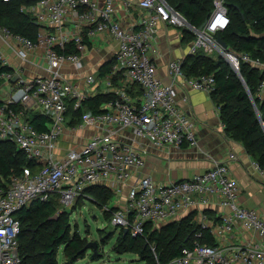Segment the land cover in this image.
<instances>
[{"label": "built area", "instance_id": "1", "mask_svg": "<svg viewBox=\"0 0 264 264\" xmlns=\"http://www.w3.org/2000/svg\"><path fill=\"white\" fill-rule=\"evenodd\" d=\"M29 1L30 4H23L21 10L31 14L40 25L37 41L1 25L0 37L22 45L23 49L16 50L22 59H27L28 51L37 45H45L51 75L26 78L12 70L1 76L8 84L15 77L17 80L11 91L0 99V139L13 141L28 159L41 165L35 169L25 168L0 187V264H22L19 238L22 223L17 216L22 209L34 202H48L56 197L60 204L58 212H63L75 205L86 189L94 185L120 193L119 185L130 180L134 169L146 164L148 147L141 141L135 145L116 139L113 129H130L136 139H148L158 147L198 144L195 123L180 104L179 90L194 89L212 94L216 79L213 74L186 75L181 59L170 61L169 83L160 78L152 44L160 22L194 33L190 55L201 51L211 56L219 54L236 72H240L242 62L264 72V62L260 59L224 48L218 41V34L231 23L225 0H214L213 10L203 27L192 25L167 0H140L146 16L139 22V28L128 29L123 28L114 16L115 0H107L103 8L96 0ZM74 18H80L82 30L71 40L65 28ZM98 33H109L119 40L120 47L110 77L118 75L120 85L113 86L112 81L109 82L114 97L107 102L104 113L84 114L80 124L71 126L75 129L86 123L93 124L100 132L81 149L70 150L59 159L55 155L58 143L70 127L69 102L72 100L74 109H79L87 98L78 85L61 72V68L65 63L79 64V53ZM71 42L78 53L59 51ZM0 62L9 64L2 52ZM86 81L91 84L95 78L89 76ZM130 85H137L141 93L132 95L128 89ZM258 96L264 98V80L258 87ZM183 100L186 102L187 96ZM217 108L220 112V107ZM30 110L51 118L46 131H39L31 122ZM230 159L237 160L238 157L230 154ZM255 165L261 168L258 163ZM239 192V184L229 167L218 163L206 172L167 185H158L150 177H141L130 187L123 204L114 206L116 209L107 205L103 210L112 213L110 223L114 227L120 231L126 229L136 237L145 233L148 224L157 228L198 201L207 202V196L219 195L223 204L232 209L231 213L224 214L217 222L203 221L196 238L168 264H264V216L255 209L242 206L238 201ZM237 224L245 230L257 232L263 243L204 242L207 232L214 240L230 239Z\"/></svg>", "mask_w": 264, "mask_h": 264}, {"label": "trees", "instance_id": "2", "mask_svg": "<svg viewBox=\"0 0 264 264\" xmlns=\"http://www.w3.org/2000/svg\"><path fill=\"white\" fill-rule=\"evenodd\" d=\"M177 11L182 13L194 26L200 27L213 10L214 0H167ZM29 0H0V25L9 28L16 34L27 36L37 41L40 25L35 18L21 10L23 4H30ZM229 8L231 23L229 27L218 34L228 48L237 53H248L264 62V0H225ZM188 42L193 41L192 31L183 28ZM61 53H78L74 43L68 44ZM114 63V62H113ZM105 64L102 75L109 72V65ZM12 71L8 65L0 62V88L5 84L1 77L3 73ZM183 71L188 76L213 74L216 79V89L211 96L220 107V114L225 126V133L232 139L239 141L264 170V98L258 96V87L264 80V72L241 63L240 73L234 70L231 63L222 55H207L201 51L189 55L184 60ZM113 93L98 94L86 98L81 108L74 109V102L70 100L67 116L68 125L76 126L83 120L86 111L93 114L104 113L100 109L102 103L110 101ZM29 119L39 131H46L51 118L42 112L30 110ZM41 164L26 156L13 141L0 139V187L5 186L14 174H21L25 168L35 169ZM93 195L100 207L111 205L113 191L102 185L89 186L85 195ZM60 204L57 200L48 202L37 201L22 209L18 218L22 223L20 233V252L22 264H58V253L64 246V264H74L84 258L89 250H85L88 242L76 232L72 236L66 231L65 222L51 219L58 213ZM111 209H116L112 206ZM63 211L62 213H65ZM61 213V214H62ZM109 220L112 213L105 211ZM200 224L192 222L188 217L179 222H170L160 228L148 224L143 235L132 236L120 231L114 250L118 254L136 253L146 264H168L182 254V249L191 244L200 232ZM205 243L215 244L214 239L207 232Z\"/></svg>", "mask_w": 264, "mask_h": 264}, {"label": "crops", "instance_id": "3", "mask_svg": "<svg viewBox=\"0 0 264 264\" xmlns=\"http://www.w3.org/2000/svg\"><path fill=\"white\" fill-rule=\"evenodd\" d=\"M96 1L101 8L106 6L107 0ZM139 3L140 0H115L114 16L123 28H139V22L146 16V10ZM79 19L74 18L66 24L65 32L71 40L81 33V21ZM154 35L152 44L156 51L153 57L157 65L158 75L165 83H169L168 67L170 61L172 59H187L190 55L192 41L188 42L185 38L183 28L166 22L158 24ZM119 47V40L114 35L98 33L92 40L87 41V48L79 53V64L65 63L61 72L75 82L87 98L98 94L108 95L112 91L109 82L112 81L113 86H118L120 85V77L118 75L110 77L113 64L108 66L110 70L104 75H102L101 69L105 64L114 62ZM19 49H23V46L16 41L12 39L3 40L0 37V52L9 60L8 66L20 76L33 78L51 75L48 71L47 47L45 45L39 44L28 51L27 59H22L17 55L16 50ZM89 76L95 78L91 84L86 81ZM15 82L13 81L11 84L5 82L0 88V99H3L11 91ZM7 88L9 90H6ZM128 89L134 96L141 93L137 85H130ZM185 96H187L186 102L183 100ZM179 100L195 123V131L198 137L196 146L165 145L158 147L148 139H136L130 129H113L116 139L135 145L141 141L148 147L149 151L146 164L142 168L134 169L130 180L119 185L121 201L117 205L125 202L130 187L141 177H150L158 185H167L206 172L215 167L216 164L222 163L229 167L231 175L239 184V203L244 207L257 210L264 216V174L262 169L255 165L257 162L239 141L232 139L225 133L221 114L211 94L201 90L180 89ZM99 108L106 110L107 101L102 103ZM88 113L90 111H86L84 114ZM99 132L97 126L87 123L83 127H75V129L71 126L68 127L58 143L55 155L61 159L70 150L81 149L90 138ZM230 154H235L238 159L231 160ZM113 193L118 195L114 191ZM207 199V202L198 201L193 207L180 211L170 222H179L191 217L192 222L198 225L205 220L208 223H213L219 221L224 214L231 213L232 209L223 204L221 196L209 195ZM167 223L161 224L157 228ZM214 241L222 244L263 243V239L257 232L245 230L240 224L235 226L230 239H215Z\"/></svg>", "mask_w": 264, "mask_h": 264}, {"label": "rangeland", "instance_id": "4", "mask_svg": "<svg viewBox=\"0 0 264 264\" xmlns=\"http://www.w3.org/2000/svg\"><path fill=\"white\" fill-rule=\"evenodd\" d=\"M120 197V193L114 194L110 201L111 206L119 204ZM52 200H56V197H52ZM64 211L66 212L57 213L60 216L57 221L65 222L66 231L72 236L78 232L88 244H91L85 257L74 264H146L136 253L118 254L114 250L120 235V228L110 223L108 215L96 203L93 195L88 194L86 200H81L79 204ZM95 244H97L96 248ZM57 258L58 264L65 263L64 246H61Z\"/></svg>", "mask_w": 264, "mask_h": 264}, {"label": "water", "instance_id": "5", "mask_svg": "<svg viewBox=\"0 0 264 264\" xmlns=\"http://www.w3.org/2000/svg\"><path fill=\"white\" fill-rule=\"evenodd\" d=\"M204 24L201 26L203 27ZM218 41L221 43V45L224 47V48H228V45L221 39V38H218ZM237 73L239 74V76L241 77V79L244 81L241 73L239 71H237ZM17 80V77L14 78V82ZM59 218V214H55L51 219H58ZM124 233L127 234L128 233V230H124ZM91 244H88L85 248V250H88L90 248ZM95 248L97 247V244L94 245Z\"/></svg>", "mask_w": 264, "mask_h": 264}]
</instances>
